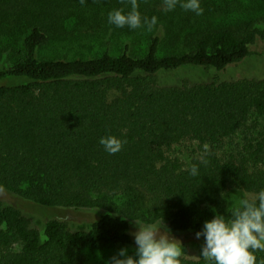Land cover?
<instances>
[{"label":"trees","instance_id":"obj_1","mask_svg":"<svg viewBox=\"0 0 264 264\" xmlns=\"http://www.w3.org/2000/svg\"><path fill=\"white\" fill-rule=\"evenodd\" d=\"M225 2L200 0L197 16L137 0L157 18L149 32L107 22L128 0H0V79L16 82L0 85V185L41 207L99 212L87 228L53 217L42 231L0 198V264H86L87 247L135 246V222L195 236L216 212L230 218V191L264 187V67L203 83L162 78L264 61V17ZM59 45L80 48L43 55ZM107 135L123 142L116 154L99 143ZM184 143L200 146L189 162L173 152Z\"/></svg>","mask_w":264,"mask_h":264},{"label":"clouds","instance_id":"obj_2","mask_svg":"<svg viewBox=\"0 0 264 264\" xmlns=\"http://www.w3.org/2000/svg\"><path fill=\"white\" fill-rule=\"evenodd\" d=\"M83 4L85 0H80ZM130 10L114 9L107 14V22L116 28H145L151 32L157 24L155 16L142 17L137 0H128ZM165 11L174 10L177 5L197 16L203 13L200 0H163ZM99 143L108 154H116L123 142L114 135L101 137ZM206 164V160H201ZM191 176L199 173L196 164L188 167ZM135 222V221H134ZM136 230L129 234L134 238V254L127 248H120L107 264H179L181 249L165 226L163 219L156 224L141 225L135 222ZM197 240L203 238L200 256L206 264H257V251L264 252V187L253 195H243L238 206L233 208L230 218L216 212L203 222L195 232Z\"/></svg>","mask_w":264,"mask_h":264},{"label":"rangeland","instance_id":"obj_3","mask_svg":"<svg viewBox=\"0 0 264 264\" xmlns=\"http://www.w3.org/2000/svg\"><path fill=\"white\" fill-rule=\"evenodd\" d=\"M230 6L239 7V13H241V17L243 11L248 14L251 13L254 15H260V19L264 17V0H227L225 2ZM71 48H80L73 47L69 45L50 46L49 48L43 51V55H54L56 52H66ZM264 67V61L260 62L259 57H252L246 59L241 64L229 68L228 71L225 72H215L214 70H208L201 67H193L188 66L176 71H171L162 74V78L167 83H181L184 79H190L191 83L194 82H211L216 74H219L221 77H236L241 73H255L259 68L260 70ZM15 79H0V85H10L16 82L12 81ZM198 143H184L182 145H178L174 148V155L180 156L184 161L189 162L194 154H196L199 149ZM244 194L240 191H230L227 195V199L229 202H236L239 204V200L242 198ZM0 198L9 204H13L20 208L25 215L31 217L34 221V226L44 230L45 223L53 218L57 217L62 220H65L69 223L70 227L74 230L84 229L93 221L98 215V211H77L72 209H57V208H45L41 207L31 201L23 199L16 194H14L11 190H8L0 185ZM115 201L122 204L124 203L123 198L116 197ZM141 225H146L141 222H136ZM156 225H159L156 224ZM166 226V225H165ZM167 227V226H166ZM170 235L175 238L177 246L181 249L180 257H187L190 259H198L200 257V241L195 238L190 232H175L172 231L169 227ZM136 230L135 223L133 224V231ZM120 248H127L129 254H134L135 246L130 245H109L103 247L101 249H95L93 247H87L84 249V255L86 258V264H107V261L118 252Z\"/></svg>","mask_w":264,"mask_h":264}]
</instances>
